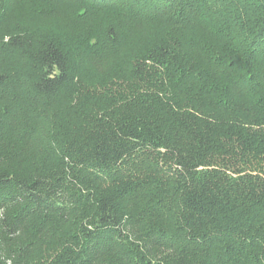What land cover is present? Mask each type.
I'll return each mask as SVG.
<instances>
[{
    "label": "trees",
    "instance_id": "obj_1",
    "mask_svg": "<svg viewBox=\"0 0 264 264\" xmlns=\"http://www.w3.org/2000/svg\"><path fill=\"white\" fill-rule=\"evenodd\" d=\"M0 264H264V0H0Z\"/></svg>",
    "mask_w": 264,
    "mask_h": 264
}]
</instances>
